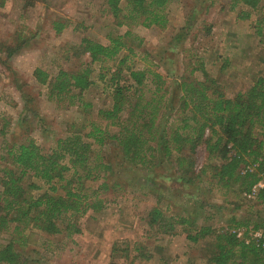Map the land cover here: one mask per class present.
<instances>
[{
  "label": "trees",
  "instance_id": "trees-1",
  "mask_svg": "<svg viewBox=\"0 0 264 264\" xmlns=\"http://www.w3.org/2000/svg\"><path fill=\"white\" fill-rule=\"evenodd\" d=\"M171 0H107L108 9L116 26L141 24L144 27L165 23L163 9ZM214 0H201L207 10ZM230 10L244 7L239 18L247 19L255 13L257 34L264 31V0H227ZM56 33L64 23L53 21ZM210 33L209 27H203ZM124 35L109 36V43L103 45L82 39V51L87 52L91 61H113L115 70L110 78V105L100 108L97 116L114 125L117 130L110 134L97 123L90 122L86 127H78L64 138H57L50 152L44 153L32 139L7 147L0 160V232L13 224V229L21 233L27 227L46 233H77V218L88 210L99 211L107 200L101 197V189H124L125 183L119 178L108 184L106 177L113 170L115 158L123 160L134 171L153 177V186L144 195H151L155 204L147 212V225L163 234H176V226L185 233V238L197 242L206 237L213 238V251L207 256L208 264H264V250L246 245L229 230L231 227L244 228L247 223L235 221L231 216L227 221L234 222L228 227L215 229L206 224L212 218L211 211L223 210V203L215 200L221 196L222 202L233 193H249L264 173V71L258 75L246 90L226 97L214 79L197 80L192 77L195 70L201 69L198 59H188L185 69L171 80L145 65L134 69L128 65V54L122 55L127 46ZM182 31L175 37L183 41ZM264 56V38L262 40ZM0 44L1 50L10 56L20 48ZM149 64H151L149 62ZM198 64V65H195ZM180 65H183L180 61ZM127 68V75L123 69ZM187 68H190L187 73ZM91 68L85 66L75 71L59 70L51 76L41 68H35L34 78L39 85L47 88V97L61 103L65 97L68 105H77L82 114L88 111L89 104L82 101V93L92 84ZM103 78L104 75L100 73ZM173 76V75H172ZM24 93L28 102V94ZM83 106V107H82ZM28 110V109H27ZM30 111L36 114L35 109ZM208 136L205 137V130ZM110 144L112 153L106 154L102 147ZM204 144L207 160L216 159L217 164L208 163L195 171L197 147ZM166 162L176 180L197 187L194 204L174 210L171 198L176 197L177 181L171 188L161 177L155 179L160 164ZM212 164V165H211ZM250 165L252 171L242 169ZM102 179L93 189L90 181ZM155 179V180H154ZM40 183H37L36 181ZM155 184V185H154ZM264 199V188L257 193ZM238 205L236 203L235 208ZM185 214V215H184ZM198 220H201L200 222ZM264 227L255 223L253 228ZM13 240L0 243V264H32V261L15 247ZM121 249L126 257L131 252L145 257L146 251L137 243ZM113 245L112 251H117Z\"/></svg>",
  "mask_w": 264,
  "mask_h": 264
},
{
  "label": "rangeland",
  "instance_id": "rangeland-1",
  "mask_svg": "<svg viewBox=\"0 0 264 264\" xmlns=\"http://www.w3.org/2000/svg\"><path fill=\"white\" fill-rule=\"evenodd\" d=\"M106 1L0 0V44L16 47L14 42L20 43V48L17 46L16 52L10 56L0 47V157L7 147L29 139L48 153L57 138H64L90 122L97 123L110 134L116 132L114 125L97 116L98 109L110 105L109 86L115 63L91 61L90 55L82 51V39L106 45L109 36L124 35L129 31L130 35L123 39L132 52L126 48L122 50V55L129 56L128 65L134 69L149 65L162 75L168 74V83L172 87L171 80L183 72L187 60L198 59L203 70H195L192 77L214 79L226 97L246 90L264 71V31L257 34L255 21L258 16L255 13L247 19L238 17L244 7L230 10L227 0H214L205 10L201 0H171L162 11L164 24L144 27L136 23L118 27ZM53 21L64 23L60 32L54 31ZM205 26L210 28L209 34L205 33ZM181 31L185 34L184 40L177 42L175 37ZM85 66L91 68L92 82L81 95L82 101L89 104L85 107L86 114L77 108L78 104L68 105L67 97L61 103L49 99L46 86L39 85L33 75L35 68L53 76L59 70L75 71ZM127 72L125 68L122 74L125 76ZM25 91L28 102L25 101ZM30 107L36 114L30 111ZM208 134L206 129L205 137ZM102 150L106 154L113 152L109 143ZM206 161L217 164L216 159L207 160V151L201 144L195 155V171L198 172ZM5 164L0 160L1 166ZM112 166L106 181L111 185L120 178L126 188L101 189L100 195L107 202L101 210H88L77 218V233L50 234L32 227L17 233L12 224L0 232V243L14 239L15 247L32 264H208L206 258L213 251V238L191 242L179 226H176L175 235L150 229L147 212L155 200L151 195H144L143 191L157 188L165 192L155 184L154 188L151 175L134 171L123 160L113 159ZM246 170L252 171L253 167L247 165L241 173ZM176 176L164 162L159 165L155 179L161 177L167 188H171L173 183L169 178L176 180ZM102 181L97 179L88 184L97 189ZM176 181L178 194L171 198V206L181 211L186 204H194L197 198L193 196L197 195V187L200 188L201 184L191 186ZM157 183L160 182L157 180ZM215 200L223 203L224 208L218 212L207 208L206 212L213 215L205 222L215 229L228 227L235 221L247 223L244 229L253 228L255 223L264 224V199L257 193L250 197L247 192L240 193L239 197L231 193L225 202L221 196H216ZM231 216L235 217L234 222L227 221ZM232 229L234 227L229 230ZM126 242L130 244L129 248L137 243V247L146 251L148 259L137 256L138 252L124 256L126 254L121 249L126 247ZM113 245L118 248L115 252L112 251Z\"/></svg>",
  "mask_w": 264,
  "mask_h": 264
},
{
  "label": "built area",
  "instance_id": "built-area-1",
  "mask_svg": "<svg viewBox=\"0 0 264 264\" xmlns=\"http://www.w3.org/2000/svg\"><path fill=\"white\" fill-rule=\"evenodd\" d=\"M264 188V173H262L260 180L251 188L248 196H253ZM235 237L246 245H253L254 247L264 250V227L259 228H234L230 231Z\"/></svg>",
  "mask_w": 264,
  "mask_h": 264
}]
</instances>
